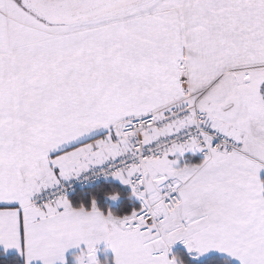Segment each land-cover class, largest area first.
Segmentation results:
<instances>
[{"label": "snow or ice", "instance_id": "6c2138e0", "mask_svg": "<svg viewBox=\"0 0 264 264\" xmlns=\"http://www.w3.org/2000/svg\"><path fill=\"white\" fill-rule=\"evenodd\" d=\"M0 264H264V0H0Z\"/></svg>", "mask_w": 264, "mask_h": 264}]
</instances>
